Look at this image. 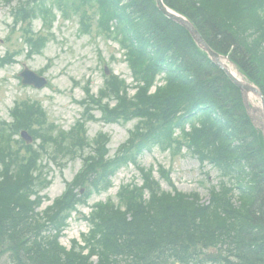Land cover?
<instances>
[{
    "label": "trees",
    "instance_id": "1",
    "mask_svg": "<svg viewBox=\"0 0 264 264\" xmlns=\"http://www.w3.org/2000/svg\"><path fill=\"white\" fill-rule=\"evenodd\" d=\"M70 1H20L17 22L28 26L23 40L31 52L39 53L49 40L34 34L32 20L39 14L50 23L55 5L67 15ZM164 1L188 17L213 50L227 55L264 95V0ZM97 2L106 18H119L124 28L121 44L132 73L146 86L130 98L126 83L111 78L105 97L116 98L117 106L95 101L96 105L108 122H139L117 156L106 159L107 137L89 142L83 123L70 133H56L53 125L46 128V116L34 104L17 105L11 133L2 135H7L8 155H1L0 162L6 166L11 160L0 172V258L11 253L15 264H92L93 255L99 256V264H264V141L247 114L240 89L187 31L160 13L153 0ZM73 8L81 12V5ZM81 16L85 18V13ZM161 73L166 74V84L150 95ZM187 123H191L189 133ZM177 128L202 162L221 171L209 204L195 195L162 192L151 172L140 168L144 185L125 186L119 195L127 213L113 202L99 203L91 215L98 229L86 240V247L67 252L57 242L60 232L39 242L32 228L37 203L30 197L43 182V168L37 165L40 154L13 141V134L30 130L41 139V149L51 145L53 161L84 157L81 172L48 211L54 214L48 218L51 228L59 231L69 211L85 202L77 192L80 187L89 192L106 189L110 176L130 161L137 165L144 150L180 144L174 138ZM86 148L92 151L87 154ZM101 182L104 185L98 187ZM259 208L263 213H256ZM86 248L88 256L83 255Z\"/></svg>",
    "mask_w": 264,
    "mask_h": 264
},
{
    "label": "rangeland",
    "instance_id": "2",
    "mask_svg": "<svg viewBox=\"0 0 264 264\" xmlns=\"http://www.w3.org/2000/svg\"><path fill=\"white\" fill-rule=\"evenodd\" d=\"M15 4V2L10 4L8 0H0L1 56L5 55L7 49L11 48L5 45L4 39L11 31L13 22L11 9ZM35 29L36 31L42 29L41 21L35 22ZM54 34L55 40L49 43L41 56L28 60L23 54L17 58V63L0 70L1 119L8 118V113L15 101L30 98L43 104L50 121L56 122L65 130H69L82 113V108L76 101L84 98V87L88 83L95 93L103 86L105 67L110 71L113 70L131 84L130 71L121 58L118 45L94 35L80 36L76 20L63 21L59 18L55 23ZM15 42L16 36L14 44H16ZM100 53L104 57L105 61L103 62L100 60ZM24 65L35 71L44 70V75L51 82V86L42 90L23 87L17 76ZM46 67H49L48 70ZM75 82L79 84L75 85ZM253 100L260 105L257 99ZM253 115L258 120L261 119L258 114ZM134 124L132 122L127 125H104L101 122H93L88 124V135L93 138L100 131L109 133L111 137L110 156H113L119 145L127 138L128 132ZM172 152L171 149L163 150L155 147L144 153L140 162L145 168L153 167L155 169L154 176L157 180H160L157 172L158 165L161 164L170 168L173 183L179 192L185 194L198 193L203 202L207 201V190L210 184L217 183L218 171L208 166L205 169L207 173L204 174L197 159L186 148L181 149L176 154H172ZM81 165V159L68 162L64 168L55 163L48 165V176L52 183L42 193L45 199L39 209L40 212L63 193L66 182L73 179ZM132 181L141 183V179L133 167L119 171L113 178V187L108 192L94 195L87 206L81 207L82 213L88 215L93 205L107 201L110 197H115L122 184ZM161 184L164 191L172 192V188L165 181L162 180ZM88 230L89 227L85 221H80L79 217L72 218L69 227L61 238V244L70 248L71 242L80 239L81 235L87 233ZM0 264H11L8 256L0 259Z\"/></svg>",
    "mask_w": 264,
    "mask_h": 264
},
{
    "label": "water",
    "instance_id": "3",
    "mask_svg": "<svg viewBox=\"0 0 264 264\" xmlns=\"http://www.w3.org/2000/svg\"><path fill=\"white\" fill-rule=\"evenodd\" d=\"M177 22L183 24V26H185L191 32V34L193 35L195 40L198 42V44L201 47H203L208 52V54L211 57V59L220 68L225 70L229 74V77L241 88V90L243 91V94H244L245 105H246L249 113L251 111V108L249 107V102L247 101V99L245 97V92L253 91L254 94L259 97V99L261 100V103H262V117H263V121L260 124V127L263 130V132H264V98H263V95L260 92V90L257 89L255 86H252V85H250L248 83H245L244 81H240L235 75H233L231 72H229V70L226 68V66L223 63V61L226 60V59L224 57L220 56L219 54L215 53L214 51H212L211 48L208 45L205 44V42L199 36L197 31L193 28V26L188 21L184 20L182 17L177 16Z\"/></svg>",
    "mask_w": 264,
    "mask_h": 264
},
{
    "label": "bare ground",
    "instance_id": "4",
    "mask_svg": "<svg viewBox=\"0 0 264 264\" xmlns=\"http://www.w3.org/2000/svg\"><path fill=\"white\" fill-rule=\"evenodd\" d=\"M169 25V24H168ZM170 27H171V25H169ZM230 71H233V70H231L230 69ZM234 73H236L235 71H234ZM226 74V73H225ZM227 75V74H226ZM252 96V95H251ZM255 104V107H259V104H257V103H254ZM259 211H256V213L258 214V213H263V210L261 209V208H259L258 209Z\"/></svg>",
    "mask_w": 264,
    "mask_h": 264
}]
</instances>
